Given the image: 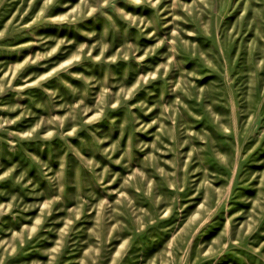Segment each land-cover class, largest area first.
I'll list each match as a JSON object with an SVG mask.
<instances>
[{
  "label": "rangeland",
  "instance_id": "rangeland-1",
  "mask_svg": "<svg viewBox=\"0 0 264 264\" xmlns=\"http://www.w3.org/2000/svg\"><path fill=\"white\" fill-rule=\"evenodd\" d=\"M0 264H264V0H0Z\"/></svg>",
  "mask_w": 264,
  "mask_h": 264
}]
</instances>
